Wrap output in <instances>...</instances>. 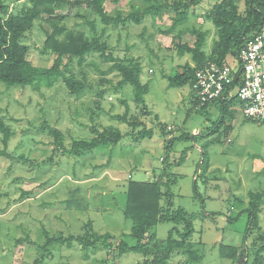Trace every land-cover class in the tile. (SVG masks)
<instances>
[{
    "label": "rangeland",
    "instance_id": "rangeland-1",
    "mask_svg": "<svg viewBox=\"0 0 264 264\" xmlns=\"http://www.w3.org/2000/svg\"><path fill=\"white\" fill-rule=\"evenodd\" d=\"M77 1L84 0H65L54 7L55 15L63 16L60 24L105 41L106 52L115 61L137 60L141 81L149 88L145 105L135 103L131 85L117 87L120 74L109 71L112 62L98 53H90L81 69L73 65L76 75L80 70L86 75L87 86L80 93H70L60 81L39 89L6 87L0 82V118L13 132L6 152L14 157L0 156V264L36 260L39 264H142L152 255L118 249L120 239L129 246L136 243L130 233L131 220L124 215L127 185L130 181L166 180L164 171L175 180L169 185L172 208H183L192 219L191 245L201 256L198 264H237L226 253L227 248L245 241L249 193L264 191V123L247 120L233 109V117L227 114L218 125L219 103L199 108L192 102L189 84L169 87L166 77L196 65L191 53L177 52L179 45L194 44L195 36L187 29L207 30L203 50L211 53L216 28L205 13L219 0H201L169 34L165 32L172 27V10L147 16L139 25L110 26L102 33L103 26L91 7ZM25 2L8 1L7 13H15ZM144 4L142 0H105L103 8L110 15L125 14L132 6ZM238 8L244 11V0H238ZM92 20L94 31L88 23ZM43 27L51 29L50 21H35L21 44L27 46L28 59L34 65L48 67L54 55L41 52ZM235 60L232 54L226 56L229 65ZM125 112L130 121L151 129L152 136L135 140L143 127L115 119ZM43 125L62 131V147H53V137ZM109 125L123 134L116 145L99 146L81 156L64 152L73 139L94 136L92 127L101 131ZM205 144L206 158L202 160ZM3 148L0 132V150ZM19 156L27 160L16 161ZM164 200L162 197V204ZM87 221L97 233L114 236L108 240L111 247L100 240L86 250L76 242L70 247L52 243L43 249L44 231L49 237L79 235ZM173 226L171 222L154 226L152 243L164 246ZM258 226L264 231V200ZM255 236L254 232L246 238L247 264H253ZM186 260V255L177 252L163 264Z\"/></svg>",
    "mask_w": 264,
    "mask_h": 264
},
{
    "label": "trees",
    "instance_id": "trees-1",
    "mask_svg": "<svg viewBox=\"0 0 264 264\" xmlns=\"http://www.w3.org/2000/svg\"><path fill=\"white\" fill-rule=\"evenodd\" d=\"M8 1L19 2V0H0V13H6L5 17L0 16V82L4 83L6 87L50 88L60 81L70 93H80L87 86L86 75L83 70H80L79 74L76 75L73 72V65L81 69L90 53H98L104 61L112 62L109 71L114 70L120 74L121 78L117 82V87L122 88L126 84L131 85L135 103L144 107V96L148 93L149 88L147 83L141 81V64L135 59L124 61L125 63L119 60L115 61V58L106 52L105 41H101L100 38L95 36L88 38L82 31L69 30L64 24H60L63 16L55 15L54 7L65 0H26L15 13L12 11L7 13ZM104 1H77L78 3L87 2L91 7L99 23L103 26L102 33L110 26L139 25L147 16H162L166 11L172 10L175 12L172 27L165 32L169 34L175 25L184 22L188 18L189 9L196 6L201 0H175L172 3L159 0H142L145 3L144 6H132L130 11L125 14L117 12L113 15L104 10ZM244 4L245 9L240 12L238 0H219L205 13V18L215 26L217 35V40L214 42L215 46H213L209 55L205 54L203 50L208 31L197 27L186 30L187 33L195 36L194 44L192 46L179 45L177 52L180 55H183L184 52L191 53L196 65L192 68L186 67L174 75H165L169 87H181L185 84L190 86L197 68L209 62H215L219 65L226 64L228 54H232L234 58L238 57L239 51L245 42L252 38L264 18V0H244ZM43 18L50 21L51 29L43 27L45 40L41 52L54 55L53 62L48 67L34 65L28 59L27 46L21 44V40L33 27L35 21ZM88 23L90 29L94 31V20L88 21ZM181 33L183 32H179V34ZM237 85L238 79L225 92L224 99L213 102L220 104L221 113L218 125L223 122L227 114L233 117L232 106H235L237 101L236 96L232 94V90ZM228 96L231 97L227 98ZM192 102L198 106L193 95ZM115 119L124 121L132 127H136L138 124L142 125L143 128L137 132L135 140L152 136V130L145 129L142 122L130 121L127 118V112L123 115H116ZM43 128H46L48 135L53 137V147L63 146L64 135L61 130L45 125H43ZM0 132L4 146L0 150V156L14 158L6 152V146L13 132L2 118H0ZM91 132L94 136L90 139H73L70 149L64 152L81 156L84 152L99 146L116 145L123 136L118 128L111 125L101 131L96 127H92ZM172 139H168L167 143L170 144L173 141ZM205 147L206 144L202 148V160L206 158ZM15 160L26 161L27 159L24 156H19ZM205 167H208L207 162H205ZM163 174L166 177V180L163 181H130L128 183L124 215L131 220L130 233L136 239V243L129 246L120 239L118 249L120 252L135 251L152 255L150 259L144 260L142 264H163L177 252L187 256V260L183 264H198L201 261V256L191 245L192 219L183 208H172L169 185L175 180L168 178L167 172L164 171ZM162 197L165 199L164 204L161 203ZM263 200L264 191L250 192L248 207L245 209L248 216L245 237L247 238L249 234L254 232L256 234L252 242L253 264H264V231L258 226V216ZM161 222H171L174 226L169 230L164 246H157V244L152 243L154 233L151 229ZM178 225L181 229L177 228ZM175 233L176 236H174ZM44 236L46 238L44 250L47 245L52 243H66L70 247L74 242L80 244L86 250L93 243L100 240L107 247H111L112 244L108 243V240L114 238L108 232L97 233L92 228L91 221L84 224L83 232L79 235L49 237L48 233L44 231ZM146 237L148 239L144 242ZM246 238L241 246L227 248L226 255L237 264H247L249 248L246 245ZM18 241H21V239ZM39 263L41 261L36 260L32 264Z\"/></svg>",
    "mask_w": 264,
    "mask_h": 264
},
{
    "label": "built area",
    "instance_id": "built-area-1",
    "mask_svg": "<svg viewBox=\"0 0 264 264\" xmlns=\"http://www.w3.org/2000/svg\"><path fill=\"white\" fill-rule=\"evenodd\" d=\"M236 79L234 95L238 110L245 119L264 123V18L239 51L234 65L204 64L195 70L190 90L198 107H202L224 99Z\"/></svg>",
    "mask_w": 264,
    "mask_h": 264
},
{
    "label": "crops",
    "instance_id": "crops-1",
    "mask_svg": "<svg viewBox=\"0 0 264 264\" xmlns=\"http://www.w3.org/2000/svg\"><path fill=\"white\" fill-rule=\"evenodd\" d=\"M192 94V93H191ZM192 97V96H191ZM214 103L211 104H207L205 107H199V108H209L210 106H212ZM233 109H237L238 110V105L236 104L235 106H232V110Z\"/></svg>",
    "mask_w": 264,
    "mask_h": 264
}]
</instances>
